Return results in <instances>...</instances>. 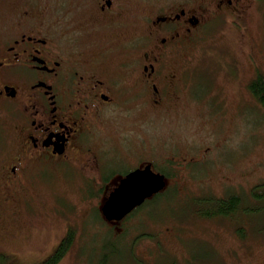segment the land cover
I'll use <instances>...</instances> for the list:
<instances>
[{
	"label": "rangeland",
	"instance_id": "1",
	"mask_svg": "<svg viewBox=\"0 0 264 264\" xmlns=\"http://www.w3.org/2000/svg\"><path fill=\"white\" fill-rule=\"evenodd\" d=\"M147 1L157 8L178 0ZM202 1L211 9L206 22L189 45L174 46L162 60L178 70L171 98L155 106L151 93L118 76L116 103L103 109L88 140L104 158L122 152L130 158L110 169L132 171L138 162L163 167L164 190L130 218L107 222L99 209L106 196L80 190L90 172H51L33 186L31 211L13 218L11 231L0 196V263L41 262L71 229L57 264H264V104L246 85L256 69L264 73V2L242 0L228 10L215 7L220 0ZM136 45L133 75L146 47ZM4 115L0 110V125ZM7 137L0 133V157ZM182 156L199 160L180 165L171 158ZM229 193L242 197L232 215L204 213Z\"/></svg>",
	"mask_w": 264,
	"mask_h": 264
},
{
	"label": "flooded vegetation",
	"instance_id": "2",
	"mask_svg": "<svg viewBox=\"0 0 264 264\" xmlns=\"http://www.w3.org/2000/svg\"><path fill=\"white\" fill-rule=\"evenodd\" d=\"M241 1L220 0L215 7L237 9ZM147 2L0 0V110L6 118L0 133L8 135V141L3 139L7 152L0 157V196L9 231L14 219L31 211L33 186L51 172L68 168L81 177L86 170L91 175H83L81 192L107 196L130 171L109 168L126 161L123 152L104 158L88 142L103 109L116 103V78L126 75L125 84L151 93L155 106L164 104L178 79L168 59L162 65L164 56L169 58L174 46L189 45L211 11L202 0L157 8ZM136 42L146 47L140 71L133 75ZM194 157L171 158L182 165L199 160ZM155 167L169 178L163 167Z\"/></svg>",
	"mask_w": 264,
	"mask_h": 264
},
{
	"label": "water",
	"instance_id": "3",
	"mask_svg": "<svg viewBox=\"0 0 264 264\" xmlns=\"http://www.w3.org/2000/svg\"><path fill=\"white\" fill-rule=\"evenodd\" d=\"M164 184L163 174L155 172L150 164L129 171L106 197L101 213L106 220H119L144 198L162 190Z\"/></svg>",
	"mask_w": 264,
	"mask_h": 264
},
{
	"label": "trees",
	"instance_id": "4",
	"mask_svg": "<svg viewBox=\"0 0 264 264\" xmlns=\"http://www.w3.org/2000/svg\"><path fill=\"white\" fill-rule=\"evenodd\" d=\"M261 1L264 2V0H261ZM255 73H257V75L255 77L251 78V80H249V83L247 85H248L249 91L254 96L253 99H255V102L257 104L259 103L260 105H263L264 104V73L260 72L258 69H256ZM260 187H261V183H260V185H256L254 187V189H255L254 194L257 197L261 196V194L259 192ZM159 194L157 193L156 195H159ZM208 198H210V197H208ZM147 201H151V199H146V201L143 204H141L139 207H137L134 211L141 209L142 206ZM241 202H242L241 196H239L236 193H229V195H227L225 198L219 197V198L215 199L213 201V204H210L209 206H207V208H203V209H205L204 213L206 215L210 214V213L211 214L220 213V214H224L226 216H230L237 209H239L238 207L240 206ZM200 207H202V206H200ZM131 215H132V212L129 215L125 216V218L123 220L130 218ZM72 236H73L72 230L69 229L68 232L65 233L64 238H62L60 240V242L54 248V250L51 254H49L47 257L43 258V260L41 262L32 263V264H57L59 259L65 254V251L68 249V246L72 242V239H73ZM112 236L113 235H110V237H112ZM0 264H3V263H0Z\"/></svg>",
	"mask_w": 264,
	"mask_h": 264
},
{
	"label": "bare ground",
	"instance_id": "5",
	"mask_svg": "<svg viewBox=\"0 0 264 264\" xmlns=\"http://www.w3.org/2000/svg\"><path fill=\"white\" fill-rule=\"evenodd\" d=\"M176 101V100H175ZM165 109V108H164ZM166 110V109H165ZM175 112V111H174ZM205 135V134H204ZM211 138V137H210ZM203 148V147H202ZM201 149V148H200ZM204 152V151H203ZM205 153V152H204ZM207 154V153H206ZM166 155V154H165ZM167 156V155H166ZM174 157V156H173ZM198 159V158H197ZM202 159V158H201ZM31 164V163H30ZM185 168V167H184ZM156 169V168H155ZM189 176V175H188ZM183 179V178H182ZM192 180V179H191ZM213 180V179H212ZM220 188V186H219ZM218 189V188H217ZM159 194V193H158ZM157 196V195H156ZM225 198V197H224ZM152 199V198H151ZM210 208V207H209ZM218 208V207H217ZM210 210V209H209ZM170 228V227H169ZM147 242V241H146ZM151 244V243H150Z\"/></svg>",
	"mask_w": 264,
	"mask_h": 264
}]
</instances>
